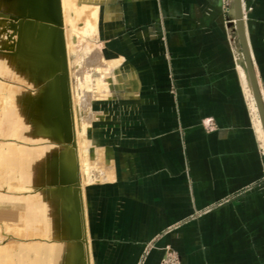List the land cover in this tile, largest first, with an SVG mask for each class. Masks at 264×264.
<instances>
[{
	"label": "crops",
	"instance_id": "1",
	"mask_svg": "<svg viewBox=\"0 0 264 264\" xmlns=\"http://www.w3.org/2000/svg\"><path fill=\"white\" fill-rule=\"evenodd\" d=\"M225 1L81 0L113 65L77 145L69 66L34 67L24 31L48 1L0 0V264H160L167 246L181 264H264V146ZM243 12L264 100V0Z\"/></svg>",
	"mask_w": 264,
	"mask_h": 264
},
{
	"label": "bare ground",
	"instance_id": "2",
	"mask_svg": "<svg viewBox=\"0 0 264 264\" xmlns=\"http://www.w3.org/2000/svg\"><path fill=\"white\" fill-rule=\"evenodd\" d=\"M47 1H48L47 5L45 4L46 6L39 7L36 10L37 15L42 16V17H39L37 25H35V24L34 25H35V27L36 26L38 27V25H39L40 34H41L40 39L41 38L44 39L46 37V40L48 43V48L50 49L51 54L47 51L46 57L43 58L42 60L41 59L40 60L39 59H35V60L29 59L30 57H28L27 54L20 55L19 59L22 60L23 65H25L28 62V60H33L34 67H36V63H37V66H38V64L42 65L43 67H45V69H47V70L49 69L50 71H52V70L54 71V69H57L58 67H63V65H66L68 63H69L68 66L70 69L71 60L69 57L70 55H69L68 45L66 44V29H67V31H69V32H67V35L69 33V35H71V36H76V35H74L75 32L73 31L72 28H74V24H76V22L79 19L82 21V24L79 28V31L81 29L84 33H88V28H89L92 31H95V33L97 35V28H98L97 27V25H98V12L97 11L98 10L94 6L84 4V3H79V0H60L61 13H62V24L60 26H58L57 21H56L57 20L56 19L57 12L55 9L54 2H53V0H47ZM232 11L235 14V7L232 9ZM80 17H81V19H80ZM244 19H245V17H244ZM234 20L236 23L235 25H237L236 14H235ZM33 27L34 26L28 27L27 28L28 30H26V32L28 31V33L30 34V31ZM62 35H63V39H65L64 42H65L67 57H65L63 55ZM91 36L93 37V35H91ZM38 47H39V44H38ZM45 48L47 50L46 43H45ZM235 50H236V55H237L238 69L241 73V77H242V80L244 83L247 98H248L250 105L252 107V111H253V115H254V121H255L256 128H257L258 133H259V137H260L262 144L264 146V128H263V124H262V121H261V118L259 115L258 106L256 103L254 90H253L250 75H249V72L247 69L246 61L242 57L238 46L235 47ZM104 59L107 60L106 57L103 55L101 48H97V46L95 48L94 47H87L85 55L81 59H79L80 63L78 64L79 66H78V72H77L76 87H72V89L74 91L73 94L75 93V95H73V98H72L73 102H74V110L73 111H74V117H75V123H74L75 132H76V135H78L80 138H83L86 143H88V140L86 137L87 128L92 124V122L94 121V119H96V116H97V114H95L93 112V110H94L93 100H94V97H97L98 92L93 93V92H91V90H89L92 86V84L90 83V79H92L90 76L92 73L90 72L91 73L90 74L89 72H87L90 74L89 75L84 71H87L86 69H88V68H92L94 70H100L102 68H105L106 64L104 67H102V61H105ZM107 62L109 64V66H111L113 64V62L110 60H107ZM107 67H108V65H107ZM104 71H105V69H104ZM69 72H70V70H69ZM33 74L34 73H31V76ZM98 75H101L100 72H98ZM69 77H70V75H69ZM92 77H93V75H92ZM56 83H57V86L63 88L64 84H66V81L64 78L60 77V78H58V80H56ZM71 102H72V100H71ZM22 104H23V108L20 112V116L22 118H26L27 120H31V119H35V118L39 117V119H37L38 122H40L43 119L40 114L35 113V111L37 109H33L31 107L25 108L27 105H30L26 101H22ZM71 105H72V103H71ZM69 108H70V106H69ZM48 116H49V114H48ZM78 136H76L77 137L76 138L77 143L75 142L77 145L79 144ZM86 152H87V146L86 147L84 146L83 152L81 155V161H82V166H83V174L86 176V180L89 181V180H94L93 174H94V171H96V170L94 168H91V166L89 165L88 155ZM102 172H104V171L102 170ZM77 184L78 183L76 182L75 185L77 186ZM79 184H80V182H79ZM79 240L81 241V243L84 246H86L84 241H82L81 237ZM80 259H81V252L78 255L77 261H79ZM89 261H90V257H88V263H89Z\"/></svg>",
	"mask_w": 264,
	"mask_h": 264
},
{
	"label": "rangeland",
	"instance_id": "3",
	"mask_svg": "<svg viewBox=\"0 0 264 264\" xmlns=\"http://www.w3.org/2000/svg\"><path fill=\"white\" fill-rule=\"evenodd\" d=\"M79 3H81V0H79ZM233 5H234L233 4V0H226L225 1L224 12H225V17H226L227 31H228V35L230 37V41H231L232 46H234V49H235L236 46H238L239 50L241 52V55L244 58L243 52H242L241 47H240L241 45H240L239 36H238V32H237V25H235L236 24L235 20H234L235 19V14L230 11L231 7ZM35 15H37V13H35ZM39 17H42V16H39ZM244 17H245V15H244ZM80 19H81V17H80ZM34 24H35L34 21H31V23H29L27 25H24V31H26V29L28 27L34 26L32 28V30H31L33 36L34 37H38L39 40H42V41H40L39 47H38V45H33V47H34V49H38L39 51L43 52L46 55L47 51L50 53V49L48 48V43H47L46 37L44 39H42V38L40 39V35H41L40 34V29H39L40 27H39V25H38V27L37 26L35 27V25H37V24H35V25ZM81 24H82V21L78 19L76 24H74V28H72L73 31L75 32L74 35H76V36H71V35H69V33L67 35V32H69V31H67V29H66V44L68 45V50H69V55H70L69 57H70V60H71V67H70V76H71L70 79H71V82L70 83L72 84V87H76V84H77V72H78V66H79L78 64L80 63L79 59H81L85 55L86 48L87 47H94L95 48L96 46H97V48H101L99 43L96 41L97 38H96L95 31H92L89 28H88V33H84L81 29L79 31V28H80ZM17 29H18V34H19V28H17ZM91 35H93V37ZM25 37H30V36L27 34V35H25ZM45 43L47 45V50L45 48ZM101 51H102V49H101ZM235 52H236V50H235ZM236 58H237V55H236ZM26 64H30V62L28 61ZM105 64H106V66H105ZM107 65H108V67H107ZM112 65L109 66L107 60H105V61H102V67L105 66V68H102L100 70H94L92 68H88V69H86L87 71H84L86 73L87 72H89V73L91 72L92 73V74L90 73L91 74L90 77L92 78V79H90V83L92 84V86L89 89V90H91V92H93V93L98 92L97 89H96V87H97L96 83H97L98 86H99L98 89L100 91H102L103 94H106L107 96L109 95L110 86H111L110 79L112 78V71H111ZM104 69H105V71H104ZM98 72H100L101 75H98ZM89 73H87V74H89ZM20 74H22L21 76H23L25 78L30 76L29 75L30 73L27 74L29 76H27L26 74L23 75V71H20ZM92 75H93V77H92ZM72 91H73V89H72ZM73 95H75V93ZM107 96H105V97H94L93 105H94L95 101H97V100L99 101V99L106 98ZM93 112L95 114H97L96 111L93 110ZM210 122L213 123L212 120H210ZM207 124H208V122L205 123V126H206L207 129L213 130L215 128V124L214 123L212 124L213 126H211V124H209V126H208ZM4 129H2L1 135H7L6 132L4 133ZM74 130H75V127H74ZM79 138L80 137L78 136V141H79ZM83 147H84V140H83ZM150 246H153V244L151 243ZM148 249H146V252H147ZM164 250H165L164 251V257L166 256L168 261L162 263L163 260H164V257H163V259L161 260L160 264H181L179 255L170 246H167Z\"/></svg>",
	"mask_w": 264,
	"mask_h": 264
},
{
	"label": "water",
	"instance_id": "4",
	"mask_svg": "<svg viewBox=\"0 0 264 264\" xmlns=\"http://www.w3.org/2000/svg\"><path fill=\"white\" fill-rule=\"evenodd\" d=\"M53 2H54L55 9L57 12L56 21H57L58 26H60L62 24V13H61L60 0H53ZM233 4L235 7V14H236V19H237V32H238L239 40H240L242 52L244 55V59L246 61L247 69L250 75L252 87L254 90V95H255L257 106H258L259 115H260L263 128H264V100H263L261 90L259 87L258 78L256 75L253 60H252L251 49H250V45H249L247 34H246L245 19H244V12H243V0H233ZM62 39H63V35H62ZM64 40L65 39H63V43H62L63 44V55L67 57ZM67 67H68V64H67ZM66 72L68 73V71Z\"/></svg>",
	"mask_w": 264,
	"mask_h": 264
},
{
	"label": "built area",
	"instance_id": "5",
	"mask_svg": "<svg viewBox=\"0 0 264 264\" xmlns=\"http://www.w3.org/2000/svg\"><path fill=\"white\" fill-rule=\"evenodd\" d=\"M209 124H211V126H213V125H212L213 123H211L210 121L208 122V124H207V125L209 126ZM262 181H263V183H264V173H263V178H262ZM167 261H168V260H167V257L165 256V257H164V260H163V262H162V263H164V262H167Z\"/></svg>",
	"mask_w": 264,
	"mask_h": 264
}]
</instances>
